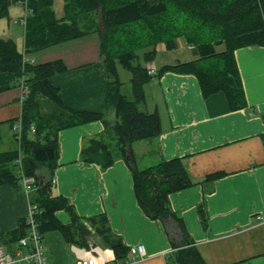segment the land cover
Listing matches in <instances>:
<instances>
[{
	"label": "crops",
	"instance_id": "0c3cea01",
	"mask_svg": "<svg viewBox=\"0 0 264 264\" xmlns=\"http://www.w3.org/2000/svg\"><path fill=\"white\" fill-rule=\"evenodd\" d=\"M64 4V0H52L56 19L64 17ZM25 15L24 4L16 3L9 8L8 16L0 19V38L13 41L22 54ZM177 46L184 43L179 40ZM160 48L158 52L164 49ZM193 54L196 56L195 51ZM234 56L245 108L229 111L222 93L204 99L194 76L167 72L144 87L146 103L151 101L150 109L146 110L158 112L161 134L132 144L139 169L160 160L184 159L194 184L171 194L169 202L181 216L204 264H264V223L254 218L264 212V47L240 48ZM28 57L34 64L61 60L67 71L54 75L50 81L58 88L64 106L72 111L102 113L107 121L113 122L114 113L107 104L108 79L95 34ZM184 61L187 60L175 63ZM164 65L152 68L157 72ZM35 100L43 117L69 115L66 109L41 94H36ZM22 102V91L14 75L0 73V140L12 142L11 150L17 148L13 129L20 122ZM103 128L97 121L58 133V166L52 175V195L65 197L80 217L105 214L111 230L128 248L143 244V257L127 264H166L172 251L170 240L163 225L149 220L138 207L125 161L118 159L111 167L101 169L80 159L84 140L102 133ZM143 143L145 146L138 149ZM148 154L152 156L145 158ZM212 174L219 176L206 181ZM37 175L46 176V169L41 168ZM200 206L207 214L206 229L200 222ZM29 209L19 184L0 186V244H10L6 235L28 217ZM55 216L63 224L70 222L65 211L56 212ZM90 246L101 250L108 264H115L112 251L103 243L97 245L90 240ZM74 248L78 247L71 245V264H77L78 259Z\"/></svg>",
	"mask_w": 264,
	"mask_h": 264
},
{
	"label": "trees",
	"instance_id": "16d2710c",
	"mask_svg": "<svg viewBox=\"0 0 264 264\" xmlns=\"http://www.w3.org/2000/svg\"><path fill=\"white\" fill-rule=\"evenodd\" d=\"M16 3H23L26 10L24 52L19 53L13 41L0 38V73L13 74L17 83L24 78L19 149L24 173L38 182L30 202L35 205L33 220L40 234L58 231L67 243L87 252H92L90 237L95 234L112 251L114 263L124 264L129 260V248L111 230L105 214L80 217L65 197L52 195V175L58 166V133L100 121L104 130L84 140L81 161L107 169L116 160H124L138 207L149 220L163 225L170 240L172 251L166 257V264H204L181 216L172 210L169 202L171 194L194 184L184 159L160 160L145 169L135 164L132 144L161 134L158 112L139 108L146 105L145 85L167 72L194 76L204 99L222 93L229 111L245 108L234 52L244 47H264V0H64L61 19L54 16L52 0H0V19L7 17L9 8ZM91 34L99 40L113 122L107 121L102 113L72 111L64 106L58 88L50 81L54 75L67 71L61 60L42 64L22 62L24 56L29 58ZM179 39L196 49V58L164 65L155 75H148L147 64L154 60L156 47L163 45L165 50H172ZM118 66L131 75L132 100L121 93ZM36 94L66 109L68 117L41 116ZM16 150L0 152V186L18 185L14 166ZM41 168L47 171L42 178L37 175ZM218 176L212 174L205 180L213 181ZM59 211L69 214L68 224L56 218ZM198 212L202 228L206 229L208 221L203 206ZM26 229V221L21 220L18 228L6 235L9 243L23 237ZM81 252L85 254L84 250Z\"/></svg>",
	"mask_w": 264,
	"mask_h": 264
},
{
	"label": "built area",
	"instance_id": "2783aa9c",
	"mask_svg": "<svg viewBox=\"0 0 264 264\" xmlns=\"http://www.w3.org/2000/svg\"><path fill=\"white\" fill-rule=\"evenodd\" d=\"M22 62L23 64H33L34 61L33 59L24 56ZM147 73L148 75H152L154 74V70L148 69ZM23 79L24 78H21L18 82V86L22 91V101L25 99ZM14 128L17 129V133L14 135V140L18 151L17 158L14 161V165L16 167V177L29 203V195L37 188V182L35 177L26 175L22 168L23 155L19 149L21 123L19 122L18 125L15 124ZM53 182L54 181H52V183ZM29 206V215L25 219L27 225L26 234L16 240L17 246L15 247H12V243L6 246L0 244V264H48L45 256L43 255L44 247L42 244V235L38 231L37 225L33 220L35 205L29 203ZM254 217L257 221L264 223V212L258 213ZM144 251L145 248L143 244L131 246L129 248L130 258L124 264L134 261L136 258L143 257ZM77 256V264H107L108 261L98 252H85L84 255Z\"/></svg>",
	"mask_w": 264,
	"mask_h": 264
},
{
	"label": "rangeland",
	"instance_id": "374dc122",
	"mask_svg": "<svg viewBox=\"0 0 264 264\" xmlns=\"http://www.w3.org/2000/svg\"><path fill=\"white\" fill-rule=\"evenodd\" d=\"M180 41H182V40H180ZM161 46H163V45H158L156 47L157 54H156L154 60L147 64L148 68H152V67H154V65L159 67V66L164 65L168 62L169 63H175L177 60L189 61V60H193L196 58V56H194V54H193V52L196 49L186 46L185 43H184V46H182V47L177 46L172 50H166V51L164 50L165 47L163 46V48H164V49H162L163 51L158 52L159 49H161L160 48ZM152 69H155V68H152ZM117 74H118V79L122 84L121 85V93L124 96H126L127 99L132 100L133 96H132V91H131L132 89H131V85H130V78H131L130 73L127 70L118 66L117 67ZM147 102L148 103H146V106H143V105L140 106L139 109L141 111H146V109L148 110V108L150 109L151 101H147ZM108 109H110V111H112L111 107H108ZM13 131H15V133H17V129H13ZM11 133H14V132L11 131ZM11 146H12V142H10V141L5 142L4 138H2L0 140V152L11 150L12 149ZM143 146H145L144 143L141 145H138L137 148L141 149V148H143ZM151 156H152V154H148V155H146L145 158H149ZM98 238H99L98 236H96L95 234H92L90 240H94V242L97 245H102V242ZM42 244L44 247L43 255L45 256V258L48 262H53L54 264L55 263H61V264H71L72 263L73 258H72V254H71V244L67 243L58 231H52V232L46 233L43 236ZM15 246H17V243L12 242V247H15ZM92 250L96 253L98 252V249L96 246H93ZM77 253H78V255H84V253H82L81 250H78Z\"/></svg>",
	"mask_w": 264,
	"mask_h": 264
}]
</instances>
